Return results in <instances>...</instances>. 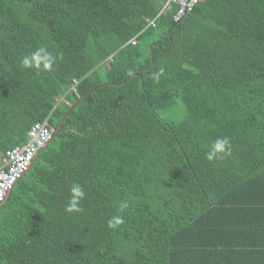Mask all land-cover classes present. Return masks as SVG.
Returning <instances> with one entry per match:
<instances>
[{"label": "trees", "instance_id": "obj_1", "mask_svg": "<svg viewBox=\"0 0 264 264\" xmlns=\"http://www.w3.org/2000/svg\"><path fill=\"white\" fill-rule=\"evenodd\" d=\"M166 2L0 0V151L54 129L0 204V264H264V0ZM39 48L51 70L23 68Z\"/></svg>", "mask_w": 264, "mask_h": 264}, {"label": "built area", "instance_id": "obj_2", "mask_svg": "<svg viewBox=\"0 0 264 264\" xmlns=\"http://www.w3.org/2000/svg\"><path fill=\"white\" fill-rule=\"evenodd\" d=\"M198 0H167L169 9L173 4L178 6V11L173 20H180L184 14L194 8ZM153 24V22H150ZM135 43V39L131 41ZM54 129L46 121L34 122L27 131V141L23 145H16L3 151L0 159V204L8 196L13 185L30 168L36 154L51 140Z\"/></svg>", "mask_w": 264, "mask_h": 264}, {"label": "clouds", "instance_id": "obj_3", "mask_svg": "<svg viewBox=\"0 0 264 264\" xmlns=\"http://www.w3.org/2000/svg\"><path fill=\"white\" fill-rule=\"evenodd\" d=\"M55 62V57H53L46 49L39 48L37 51L30 55L24 56L20 63L23 68H33L36 70H51L53 64ZM164 74V70L160 69L158 72L153 74V80L155 82H159L160 77ZM230 153L229 140L227 138H218L212 145V150L207 153V159L213 160L218 158V154ZM3 153V152H2ZM1 153V156H2ZM71 197L66 206V211L69 213L79 212L81 211L80 202L85 196V191L83 187L75 183L72 185L71 189ZM121 209L127 207V203H122L120 205ZM124 223V219L121 216H115L111 220L108 221V227L117 228L119 225Z\"/></svg>", "mask_w": 264, "mask_h": 264}, {"label": "rangeland", "instance_id": "obj_4", "mask_svg": "<svg viewBox=\"0 0 264 264\" xmlns=\"http://www.w3.org/2000/svg\"><path fill=\"white\" fill-rule=\"evenodd\" d=\"M175 111H173V113H174ZM176 113V112H175ZM163 114V116L165 117V118H167V117H171V111H166V112H163L162 113ZM174 115V114H173ZM1 152V151H0Z\"/></svg>", "mask_w": 264, "mask_h": 264}, {"label": "crops", "instance_id": "obj_5", "mask_svg": "<svg viewBox=\"0 0 264 264\" xmlns=\"http://www.w3.org/2000/svg\"><path fill=\"white\" fill-rule=\"evenodd\" d=\"M1 153H2V152H0V159H1Z\"/></svg>", "mask_w": 264, "mask_h": 264}]
</instances>
